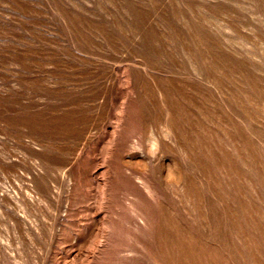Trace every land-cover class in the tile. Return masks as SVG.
Wrapping results in <instances>:
<instances>
[{
    "label": "rangeland",
    "instance_id": "1",
    "mask_svg": "<svg viewBox=\"0 0 264 264\" xmlns=\"http://www.w3.org/2000/svg\"><path fill=\"white\" fill-rule=\"evenodd\" d=\"M263 167L264 0H0V264H264Z\"/></svg>",
    "mask_w": 264,
    "mask_h": 264
},
{
    "label": "bare ground",
    "instance_id": "2",
    "mask_svg": "<svg viewBox=\"0 0 264 264\" xmlns=\"http://www.w3.org/2000/svg\"><path fill=\"white\" fill-rule=\"evenodd\" d=\"M253 116V115H252ZM249 118V116H248ZM255 118V117H254ZM257 119V118H255ZM166 120V118H165ZM162 123V122H161ZM163 124V123H162ZM176 124V123H174ZM173 124V125H174ZM170 126V125H169ZM176 126V125H174ZM257 126V125H255ZM178 128V127H177ZM176 129V128H175ZM174 130V129H173ZM205 130V129H204ZM173 134V132H172ZM179 135V134H178ZM175 137V136H174ZM233 137V136H231ZM206 138V136H205ZM224 138V137H223ZM178 140V139H177ZM176 140V141H177ZM233 140V138H232ZM237 140V139H236ZM250 141V140H249ZM248 141V142H249ZM206 142V141H205ZM196 145V144H195ZM200 146V145H199ZM194 147V146H193ZM197 147V146H196ZM259 148V147H258ZM250 149V148H248ZM194 150V149H193ZM217 152V151H215ZM194 153V152H193ZM234 154L235 156L240 159V161L242 162V164L244 166H247L248 170H250L252 172V166H256L254 164H252V161L249 160V162L247 161V158H244L242 157L240 154L239 151H237L236 149V146L234 147ZM191 155V154H190ZM243 155V154H242ZM252 155V154H251ZM189 156V155H188ZM221 156V155H220ZM219 156V157H220ZM193 157V156H192ZM215 158V156H214ZM218 159V158H217ZM221 160H223L221 158ZM218 161V160H217ZM234 162V161H233ZM237 162V160H236ZM235 162V163H236ZM219 163H220V160H219ZM208 164V163H207ZM210 164V163H209ZM223 164V162H222ZM225 164V162H224ZM227 164V163H226ZM195 166V165H194ZM197 166V165H196ZM201 166V165H200ZM205 166V165H204ZM237 166V165H236ZM258 168V166H256ZM225 168V167H224ZM264 168V167H263ZM261 169V168H260ZM259 172V171H258ZM219 173L223 175V172L221 170H219ZM207 174V173H206ZM214 174V173H213ZM226 174V173H225ZM261 174V173H260ZM264 174V173H263ZM261 174V175H263ZM208 176V175H207ZM260 175H252L251 177H249L248 179H245L246 183H245V189H244V192L242 190V188H239L236 190V195L238 197V199H234L231 203L229 200H227V206L229 209L230 212H232V215H233V219H235V221H231L232 222V225H231V230H230V235H231V238L234 239V241H236L237 243V246H236V243L233 242V244L230 242L229 238H226L223 240V245L225 246H230V243H231V246H230V249L232 247L233 249V252L235 251L236 249V253H239V250H238V245L243 248V249H250L253 253H259L261 252V250H264V193L261 191V186L263 185L262 183H264V176H261L262 178L260 179L259 177ZM229 177V176H228ZM231 177V176H230ZM233 179V178H232ZM232 183V182H231ZM183 184V183H182ZM243 184V183H242ZM235 186V185H234ZM264 186V185H263ZM236 187V186H235ZM224 190V189H223ZM187 192V191H186ZM189 192V191H188ZM190 194V193H188ZM227 194V193H226ZM230 194H228V197H229ZM190 196V195H188ZM194 198V197H193ZM223 198V197H222ZM229 198H232L231 196ZM246 199V200H245ZM224 200V199H223ZM257 202V205L253 202ZM191 204H194L193 201H190ZM249 204H252L253 206L251 205H248ZM226 205V204H225ZM251 213V214H250ZM231 215V216H232ZM246 217H249L250 220L248 222H244L243 223V219H246ZM226 218V217H225ZM248 218V219H249ZM228 219V218H227ZM245 226V228L248 230H250L251 234L250 235L249 233L246 234L243 230H242V226ZM244 229V228H243ZM235 238H234V236ZM234 245V246H233ZM260 245H262V247H260ZM244 246H246L244 248ZM229 248V247H228ZM228 250V249H226ZM228 252V251H227ZM251 252V253H252ZM246 253V252H245ZM230 254V253H229ZM241 255L239 253V257L241 258ZM249 255V254H248ZM235 257V256H234ZM248 257V256H246ZM263 257V256H261ZM254 258V256H253ZM252 258V260H254ZM243 259H245V257H243ZM246 260V259H245ZM251 260V261H252ZM239 261V260H238ZM241 261V260H240ZM259 259H256V261H254V264H259L258 263ZM253 262V261H252Z\"/></svg>",
    "mask_w": 264,
    "mask_h": 264
}]
</instances>
